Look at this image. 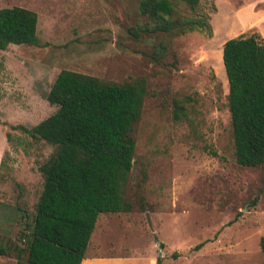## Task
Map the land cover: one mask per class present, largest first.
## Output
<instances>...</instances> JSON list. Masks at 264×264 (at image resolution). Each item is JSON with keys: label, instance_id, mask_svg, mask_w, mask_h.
<instances>
[{"label": "rangeland", "instance_id": "rangeland-1", "mask_svg": "<svg viewBox=\"0 0 264 264\" xmlns=\"http://www.w3.org/2000/svg\"><path fill=\"white\" fill-rule=\"evenodd\" d=\"M174 2L210 32L143 31L139 0H0L38 16L37 44L0 49V264L26 257L21 233L56 150L28 130L55 112L61 70L147 88L124 187L132 208L98 216L82 264H264V164L236 162L221 58L229 38L264 43V0Z\"/></svg>", "mask_w": 264, "mask_h": 264}, {"label": "trees", "instance_id": "trees-1", "mask_svg": "<svg viewBox=\"0 0 264 264\" xmlns=\"http://www.w3.org/2000/svg\"><path fill=\"white\" fill-rule=\"evenodd\" d=\"M195 9L198 0H184ZM147 18L143 31L210 32L204 17H180L174 0H139ZM37 13L22 6L0 8V49L9 44H37ZM222 66L228 91L236 162L264 164V43L256 35L223 43ZM146 80L104 82L61 70L48 101L57 108L34 125L31 136L56 150L40 166L43 187L31 224L22 231L26 257L16 264H81L101 213L129 211L124 187L133 165L131 132L139 119ZM183 112L176 106L175 116ZM264 248V245L262 244ZM156 264H162L158 257Z\"/></svg>", "mask_w": 264, "mask_h": 264}, {"label": "crops", "instance_id": "crops-1", "mask_svg": "<svg viewBox=\"0 0 264 264\" xmlns=\"http://www.w3.org/2000/svg\"><path fill=\"white\" fill-rule=\"evenodd\" d=\"M10 45V44H9ZM96 226V225H95ZM83 261H85V257H84V259L82 260V262H81V264L83 263Z\"/></svg>", "mask_w": 264, "mask_h": 264}]
</instances>
